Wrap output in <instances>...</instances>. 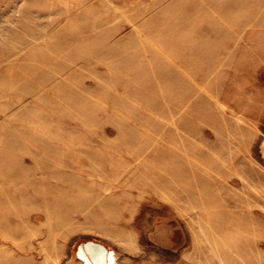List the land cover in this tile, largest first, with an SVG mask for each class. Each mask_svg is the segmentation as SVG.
<instances>
[{"label": "rangeland", "instance_id": "1", "mask_svg": "<svg viewBox=\"0 0 264 264\" xmlns=\"http://www.w3.org/2000/svg\"><path fill=\"white\" fill-rule=\"evenodd\" d=\"M90 244L264 264V0H0V264Z\"/></svg>", "mask_w": 264, "mask_h": 264}, {"label": "bare ground", "instance_id": "2", "mask_svg": "<svg viewBox=\"0 0 264 264\" xmlns=\"http://www.w3.org/2000/svg\"><path fill=\"white\" fill-rule=\"evenodd\" d=\"M83 249L81 254L87 258L90 264H112V252L106 249L102 244H90L86 248L83 247Z\"/></svg>", "mask_w": 264, "mask_h": 264}]
</instances>
